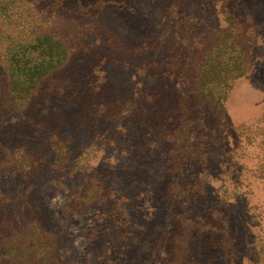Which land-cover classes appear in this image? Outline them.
Instances as JSON below:
<instances>
[{"label":"rangeland","instance_id":"1","mask_svg":"<svg viewBox=\"0 0 264 264\" xmlns=\"http://www.w3.org/2000/svg\"><path fill=\"white\" fill-rule=\"evenodd\" d=\"M0 264H264V0H0Z\"/></svg>","mask_w":264,"mask_h":264},{"label":"trees","instance_id":"2","mask_svg":"<svg viewBox=\"0 0 264 264\" xmlns=\"http://www.w3.org/2000/svg\"><path fill=\"white\" fill-rule=\"evenodd\" d=\"M31 29L28 31V33L31 35L32 37V41L29 44V46L27 47L29 49V51H31L32 53H38L39 54V58H37V60L39 62H35L34 66L32 67V70L34 72L38 71V70H42L46 67H48L50 65V63L53 61L49 60V63H47L45 61V57L46 56H51V52L52 49H57L59 48L61 52L65 53L67 52V56H68V61L70 58V53L68 54L69 50L68 48H64V44L60 41L58 42L59 45H53V36L51 33L47 32V31H43V32H38V26L36 24H33L31 27ZM57 44V43H55ZM17 51L19 52L20 50L17 49ZM61 55V54H60ZM16 55H14L15 57ZM65 61H67L66 58H64ZM67 61V63H68ZM14 65V69L16 70V73L19 74L18 69L19 66H16L15 64H11V66ZM35 74L32 73V76H34ZM32 80V77H29ZM26 81H29L26 79Z\"/></svg>","mask_w":264,"mask_h":264}]
</instances>
